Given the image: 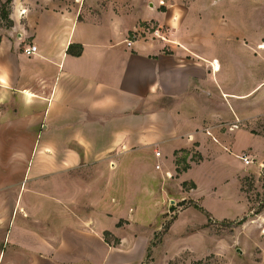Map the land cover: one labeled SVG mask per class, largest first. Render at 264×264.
Wrapping results in <instances>:
<instances>
[{"label": "crops", "instance_id": "1", "mask_svg": "<svg viewBox=\"0 0 264 264\" xmlns=\"http://www.w3.org/2000/svg\"><path fill=\"white\" fill-rule=\"evenodd\" d=\"M57 1L12 0L10 25L0 27V264H89L105 243L99 229L86 228L90 214H76L74 204L78 194L83 201L98 193L101 183L72 180L70 174L88 162L115 165L130 159L133 164L138 148L157 145L163 155L153 149L160 165L154 168L166 166L168 177L175 150L201 149L207 141L195 92L189 100L194 114L179 115L172 101L155 106L183 94L190 83L200 85L202 63L212 72L220 68L201 37L188 30L193 0H170L164 12L157 0H148L146 9L107 10L86 8V0L72 6ZM177 2L181 19L175 23L168 7ZM151 19L173 23L179 46L139 39L127 45L126 32ZM29 44L36 45L31 56L22 52ZM69 44L80 45V54L67 53ZM165 44L177 50L173 61L160 53ZM187 51L192 59L182 56ZM159 87L161 99L150 100ZM239 133L226 137L234 151L241 150L239 135L250 136ZM215 150L217 156L225 153ZM237 165L243 163L237 160ZM123 172L120 164L117 185Z\"/></svg>", "mask_w": 264, "mask_h": 264}, {"label": "rangeland", "instance_id": "2", "mask_svg": "<svg viewBox=\"0 0 264 264\" xmlns=\"http://www.w3.org/2000/svg\"><path fill=\"white\" fill-rule=\"evenodd\" d=\"M4 1L0 0V7ZM169 1L157 0L158 11H166ZM147 2L86 0L85 4L96 10L146 9ZM57 3L76 4L75 0ZM177 3L168 7L175 23L181 19L178 8L182 3ZM188 16V30L201 37L206 54L214 56L220 68L212 72L202 63L200 85L190 83L186 92L169 99H161L159 87L150 100L161 99L156 107L172 101L170 105L179 115H190L195 112L194 103L189 102L195 92L197 114L201 108V130H210L217 142L206 134L203 148L175 150L167 167L168 177L166 166L154 168L153 149L163 155L157 145L151 150L150 146L138 148L139 159L133 164L130 159L115 165L110 160L88 162L72 172V180L101 183L98 193L92 192L91 198L83 201L78 194L74 204L76 214H90L86 228L91 233L99 229L105 243L91 258L95 263L89 264H264V138L258 136L264 135V47H259L260 43L264 46V0H193L192 15ZM5 22L0 18V27ZM172 24L139 20L124 38L179 46ZM155 29L159 32L153 35ZM167 45L160 53L173 61L177 50ZM187 52L182 56L192 59L193 53ZM243 131L250 136L239 135L236 147L241 150L234 151L227 139ZM214 146L225 153L217 156ZM242 154L253 162L239 168L237 160ZM203 159L201 166H194ZM120 164L124 169L121 186L117 185L120 176L115 177ZM186 165L192 171L184 179ZM125 172L130 177H124ZM62 195H68L66 189Z\"/></svg>", "mask_w": 264, "mask_h": 264}, {"label": "built area", "instance_id": "3", "mask_svg": "<svg viewBox=\"0 0 264 264\" xmlns=\"http://www.w3.org/2000/svg\"><path fill=\"white\" fill-rule=\"evenodd\" d=\"M159 32L158 29H155L154 32H153V35H156L157 33ZM126 44L127 45H130L131 44V40H126ZM36 51V45L34 44H29V45H26L22 48V52L27 55V56H31L32 54H34ZM235 125H233L234 127ZM231 128V127H230ZM206 134L207 135H210L212 137V139L214 141L217 142V139L212 135L211 131L206 129ZM155 156H160V152L159 151H155ZM239 159L242 161V163L244 165H249L250 163L253 162V159L250 158L249 155H246V154H242V155H239ZM156 168H160V165L159 164H156L155 165Z\"/></svg>", "mask_w": 264, "mask_h": 264}, {"label": "trees", "instance_id": "4", "mask_svg": "<svg viewBox=\"0 0 264 264\" xmlns=\"http://www.w3.org/2000/svg\"><path fill=\"white\" fill-rule=\"evenodd\" d=\"M12 0H5L0 7V18L4 19L5 22V26H9L10 25V20L8 18V14H9V8H10V2ZM76 48V49H74ZM67 53L73 54V55H79L81 52V46L77 45V44H69L67 47ZM189 167L186 165L183 170L188 169Z\"/></svg>", "mask_w": 264, "mask_h": 264}, {"label": "bare ground", "instance_id": "5", "mask_svg": "<svg viewBox=\"0 0 264 264\" xmlns=\"http://www.w3.org/2000/svg\"><path fill=\"white\" fill-rule=\"evenodd\" d=\"M260 48L264 47L262 44L259 46Z\"/></svg>", "mask_w": 264, "mask_h": 264}]
</instances>
